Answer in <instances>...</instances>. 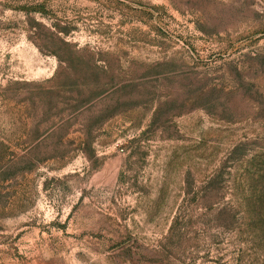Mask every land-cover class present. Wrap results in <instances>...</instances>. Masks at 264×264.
<instances>
[{"label": "rangeland", "instance_id": "rangeland-1", "mask_svg": "<svg viewBox=\"0 0 264 264\" xmlns=\"http://www.w3.org/2000/svg\"><path fill=\"white\" fill-rule=\"evenodd\" d=\"M0 264H264V0H0Z\"/></svg>", "mask_w": 264, "mask_h": 264}]
</instances>
